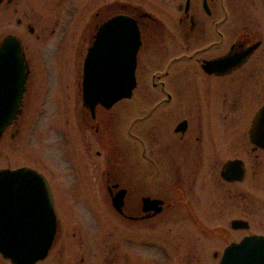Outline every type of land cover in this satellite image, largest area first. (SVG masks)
Listing matches in <instances>:
<instances>
[{
    "label": "flooded vegetation",
    "instance_id": "obj_1",
    "mask_svg": "<svg viewBox=\"0 0 264 264\" xmlns=\"http://www.w3.org/2000/svg\"><path fill=\"white\" fill-rule=\"evenodd\" d=\"M33 1L0 0V11L6 14L9 9L21 12L26 6L31 11L28 21L19 17L15 30L7 31L5 24L4 33L0 34H3L0 48L6 37L12 35L17 39L27 71L18 101L20 114L0 135V156L4 136L10 129L12 139L19 134L25 122L24 114L36 105L32 96L38 94L34 88L36 62L21 32L25 29L35 35L37 42L50 40L45 38L47 26L36 35L39 26L34 25V14L38 11ZM147 1L145 7L118 0L97 7L90 19L85 18L80 34L72 42L69 68L62 69L67 77L72 76L68 79L72 83L65 85V89L71 91L72 86L76 97L80 95L76 102L80 104V119L89 121V128L94 129L91 136L98 148L95 155L99 160L88 164V157L82 153L84 165H75L67 171L70 181L60 185L56 180L58 188L64 191L62 195L56 190L55 180L39 171L50 184L57 224L48 255L36 264H46L52 253L49 264H64L66 252L73 245L78 250H72L67 264H99L90 259L93 252L83 246L86 245L85 230L70 231L67 230L69 221L65 223L66 228L62 224L64 218L72 219L68 214L72 204L80 211L90 204L86 186L98 188V198L112 216L140 224V228L143 226L152 232L149 235L152 242L141 241V245L157 246L154 243L157 235L153 232L155 220L173 207L182 209L185 222L195 226L206 240L224 244L220 258L231 243H239L249 236H264V116L258 120L254 117L264 106V0ZM237 9L241 14L234 19ZM118 15L132 18L139 27L140 45L133 74L135 87L131 97L123 98L111 108L97 105L92 114L82 99L85 58L100 27ZM59 24L57 20L51 36L57 34ZM63 42L61 37L58 51ZM4 71L0 67V100L13 94L12 85L1 75ZM132 101L135 104L130 105ZM120 103L125 117L123 132L128 148L125 152L117 136L119 131L103 132L115 125L112 109ZM135 108L141 116L131 122L130 109ZM134 123H138L136 129H133ZM87 135H81V139ZM134 138L143 147L142 161L136 160L131 151ZM90 146V141L84 139L80 149L88 151ZM160 174L167 180L175 178L180 186L174 188L167 181L156 180ZM142 182L147 188L145 193L141 190ZM163 183L168 187L165 185L164 189ZM78 189L82 190L81 197ZM160 189L175 195L172 199L165 198L159 195L164 193ZM120 190H125L122 211L112 205V196ZM69 195H74L73 200ZM147 197L162 201L159 213L155 214L154 209L144 210L143 200ZM92 200L95 202L97 198ZM209 215L213 225L206 223ZM212 256L217 259L219 252L214 251ZM103 262L128 264L115 248L106 250Z\"/></svg>",
    "mask_w": 264,
    "mask_h": 264
},
{
    "label": "rangeland",
    "instance_id": "obj_2",
    "mask_svg": "<svg viewBox=\"0 0 264 264\" xmlns=\"http://www.w3.org/2000/svg\"><path fill=\"white\" fill-rule=\"evenodd\" d=\"M111 1L117 0H35L38 12L34 14V25L41 28H36V35L39 33L38 31H41L47 26L48 32L45 38H50V40L46 43L41 41L37 42L35 35H31L25 29L24 32L21 28L23 31L21 32L22 39L26 45H29V49L32 51L33 61L36 62L33 70L34 78H36L34 88H36L38 94H33L32 96V101L36 105L33 106L30 113L24 114L25 122L20 127L19 134L12 139L10 136L12 130L10 129L9 133L4 136L2 140L4 150L0 156V168L5 169L10 167L14 169L18 166L24 167L25 165L33 167L46 174L47 177H52V180H55L53 181L56 190H59V194L62 195L61 191L63 194L64 191L58 188L56 180L60 182V185L70 181L66 175L67 171L75 165L76 167L84 165V160L81 158L82 153L84 154L85 152L86 159L88 157V164L99 160L95 155V151L98 148L93 144V138L91 136L94 133V129L89 128V121L85 123L80 119V104L76 103L80 99V95L78 93V97H76L77 93L72 86L70 87V89L72 88L71 91L65 89L67 84L72 83V81L69 82L68 80L72 76L67 77L64 74L65 71H62V69L69 68L70 58H72V49L70 47L72 42L75 41L74 38L80 34L82 30L81 24L85 22V18L90 19L91 13L97 10V7H104ZM118 1L124 3L130 1L136 6L141 5L145 7V5H148L147 0ZM26 7L21 8V12L18 11L17 13L13 12V9L7 10V14L0 11V34L4 33L2 27L5 24L6 30L11 31L15 30L16 20L19 17H22L26 21L30 19L31 11L26 10ZM4 14L5 17L3 19ZM103 14H105V11H103ZM235 14L234 19H238L241 11L237 9ZM57 20L60 22L57 34L51 36V29L55 28L54 25ZM61 37H64V44L58 51L57 44L60 42ZM42 51H46L45 54ZM54 59L57 60L56 63ZM63 64H67L68 67ZM129 104L133 105L135 101ZM123 110L121 103L114 106L112 114L116 118L114 121L115 125L109 131L106 129L107 131L103 130V132L119 131L117 136L120 139V146L124 148L122 152H125L128 148L125 146L123 132L125 130ZM139 116L141 114L136 108L130 109L129 117L131 122ZM135 125L138 126V123H134L133 129H136L134 128L136 127ZM83 134H88L84 139L91 143L88 151H82L80 149L82 140L84 141V139H81V135ZM132 141L133 150L131 151L133 152V156L136 160L142 161L143 156L141 154L143 147L135 138ZM152 171L155 172V170ZM153 172L151 173L154 174ZM137 174L138 172H136ZM159 176L156 180L167 181V185H170V187L176 188L180 186L177 184L175 178L172 181L167 180V177H163L162 174ZM139 181L141 182L142 180ZM143 182L145 184V181ZM143 182L141 183V190L145 193L147 188ZM165 185L164 183L162 184L164 189ZM86 188L85 192L88 190V197L91 200L89 201L90 204L87 203L82 211L75 204H72L73 206L68 209L70 212L68 214L71 215L72 219L66 220L64 218L62 224L66 228L65 223L69 221L67 230L70 231L77 229L84 232L85 230L83 239H85L86 245L83 246L88 247L93 252L90 255L92 261L95 262L96 260L99 264H104L106 250L115 248L116 253L120 254L124 262L128 264H137L140 261L143 264L219 263L218 261L222 254L224 244L214 239L206 240L197 231L195 226H192L189 222H185L186 217L182 209L178 207L167 208V211L159 214L155 220L156 228L153 231L157 235V241H154V243L157 242V246L141 245V241H151L149 235L152 232L146 230L143 226L140 228V224L137 226V223L125 221L120 217L114 216V214L112 216L98 198L100 195L98 188L92 186H86ZM160 191L163 190L160 189ZM68 193L71 194L70 191ZM77 193L79 197L82 196V190L78 189ZM159 195L172 199L175 192L170 194L164 192ZM92 197L97 198V200L93 202L94 200L92 199L94 198ZM128 197L132 198L130 195ZM68 198L73 200L74 195H69ZM206 223L213 225L211 215L207 217ZM142 236L144 238L147 236V238L143 239ZM106 243L108 247H105ZM77 248L76 245L69 247L64 257V264L70 261L73 251H77ZM214 251L219 252L217 259H214L212 256ZM53 256L54 254L52 253L50 258ZM50 258L46 260V264L50 263ZM0 264L10 263L6 262L0 254Z\"/></svg>",
    "mask_w": 264,
    "mask_h": 264
},
{
    "label": "water",
    "instance_id": "obj_3",
    "mask_svg": "<svg viewBox=\"0 0 264 264\" xmlns=\"http://www.w3.org/2000/svg\"><path fill=\"white\" fill-rule=\"evenodd\" d=\"M90 47L84 63L82 99L94 114L97 105L111 106L131 97L135 85L136 53L140 45L139 27L130 17L118 15L104 23ZM0 67L12 96L0 100V135L19 112L21 84L27 74L20 44L10 35L2 41ZM264 116V106L255 114ZM258 118V119H257ZM125 190L112 196V205L122 211ZM144 210H162L159 199L143 200ZM53 196L45 176L31 167L0 168V253L11 264H36L53 244L56 216ZM236 223V222H235ZM219 264H264V236H249L231 243Z\"/></svg>",
    "mask_w": 264,
    "mask_h": 264
}]
</instances>
